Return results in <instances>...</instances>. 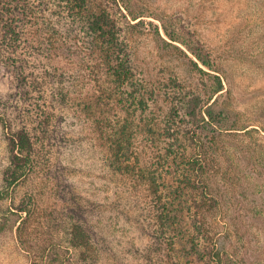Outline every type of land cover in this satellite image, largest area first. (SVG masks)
Here are the masks:
<instances>
[{
  "label": "trees",
  "instance_id": "1",
  "mask_svg": "<svg viewBox=\"0 0 264 264\" xmlns=\"http://www.w3.org/2000/svg\"><path fill=\"white\" fill-rule=\"evenodd\" d=\"M52 1L39 11L0 0V52H11L19 102L40 93L34 110L22 104L20 122L0 114L8 148L0 200H9L0 234L13 231L31 264H106L115 253V238L88 225L74 198L62 197L54 217L13 196L49 157L61 118L77 129L70 144L88 143L109 185L138 201L142 213L117 215L139 236L148 227L158 264H264V127L242 123L220 56L181 21L147 22L126 0ZM147 26L152 48L142 56ZM244 228L259 238L253 251Z\"/></svg>",
  "mask_w": 264,
  "mask_h": 264
},
{
  "label": "rangeland",
  "instance_id": "2",
  "mask_svg": "<svg viewBox=\"0 0 264 264\" xmlns=\"http://www.w3.org/2000/svg\"><path fill=\"white\" fill-rule=\"evenodd\" d=\"M29 1V6L39 11L41 7L46 8L45 2H48V7L53 3L52 0H43V4L39 0ZM126 4L134 13L146 15L147 22L158 24L154 17H161L167 22L181 21L194 30L205 46L220 56L227 73L226 87L232 92L230 100L242 123L264 127V0H126ZM55 15L51 21L54 24L57 23ZM149 28L147 26L138 33V52L142 56L152 48L150 34H147ZM9 53L7 49L0 52V114H6L14 125L21 120L16 115L23 105L33 110L36 108L35 101L40 93H35L34 98L31 96L26 103L19 102L18 82L8 69L9 62L5 61ZM40 62L35 71L37 76L43 72ZM16 105H19L18 109ZM55 112L58 113V109ZM35 115L37 113L33 112ZM71 117L68 115L66 118ZM69 122L56 119L54 127L50 128H54V132L44 149L49 157L41 159L44 163L39 172L18 185L13 196L17 201L31 198L32 204L38 205L46 214L52 212L54 217L64 209L65 200L72 197L83 206L88 225L97 224L96 227L104 228L107 235L115 238V253L108 255L106 264H158L157 257L150 251L152 244L148 227L145 235L139 236V231L117 215L127 214L133 218L134 214L142 213L138 201L127 203L128 195L122 189L109 185L100 154L88 143L77 141L70 144L67 138H75L77 129L75 132L72 121L68 126ZM4 130L0 121V190L8 154ZM64 196L65 200H62ZM8 204L9 200H0V215L5 214ZM16 219L17 216L10 215L8 222L15 223ZM109 225L112 226L108 228ZM244 233L243 239L248 242L246 250H255L259 246L255 230L246 231L244 228ZM239 243H242V238ZM252 259L249 257L247 264ZM0 264H31L29 255L18 247L14 232L8 229L0 234Z\"/></svg>",
  "mask_w": 264,
  "mask_h": 264
}]
</instances>
